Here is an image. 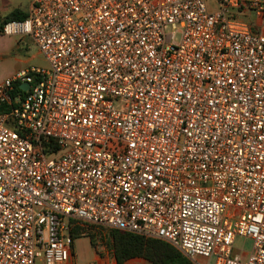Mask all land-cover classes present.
I'll return each instance as SVG.
<instances>
[{"label":"built area","instance_id":"2783aa9c","mask_svg":"<svg viewBox=\"0 0 264 264\" xmlns=\"http://www.w3.org/2000/svg\"><path fill=\"white\" fill-rule=\"evenodd\" d=\"M0 35L48 65L0 82V264H75L72 224L264 264V0H33Z\"/></svg>","mask_w":264,"mask_h":264},{"label":"rangeland","instance_id":"374dc122","mask_svg":"<svg viewBox=\"0 0 264 264\" xmlns=\"http://www.w3.org/2000/svg\"><path fill=\"white\" fill-rule=\"evenodd\" d=\"M32 1L33 0H0V17L5 16L13 10L26 12ZM12 40V38L0 35V80L9 76L11 71L23 67L20 61L25 56H34L29 65L37 68H48L46 61L33 43L27 41L28 45L26 49L18 51ZM78 225L82 227V235L72 238L71 248L74 254V263L89 264L93 262L95 264V259L97 258L100 259L103 264H115L110 250V230L95 225ZM89 236L93 238L94 246L91 244ZM237 244L241 245L242 242L238 241ZM242 248L245 252L249 251L251 248V242H244ZM196 262L198 264H205L206 260L203 258H197Z\"/></svg>","mask_w":264,"mask_h":264},{"label":"trees","instance_id":"16d2710c","mask_svg":"<svg viewBox=\"0 0 264 264\" xmlns=\"http://www.w3.org/2000/svg\"><path fill=\"white\" fill-rule=\"evenodd\" d=\"M26 16L27 12L13 10L0 20V27L8 21L24 20ZM14 89L15 92H20L18 85ZM4 111L6 109L1 107L0 113ZM81 230V226L72 224L70 232L72 238L82 235ZM109 234L111 237L110 250L115 264H123L133 258H141L149 264H193L178 250L164 241L117 230H110ZM89 237L91 244L94 246L93 238Z\"/></svg>","mask_w":264,"mask_h":264},{"label":"crops","instance_id":"0c3cea01","mask_svg":"<svg viewBox=\"0 0 264 264\" xmlns=\"http://www.w3.org/2000/svg\"><path fill=\"white\" fill-rule=\"evenodd\" d=\"M27 12V11H26ZM10 13V12H9ZM9 13H7V14H9ZM6 14V15H7ZM5 15V16H6ZM5 16H2V17H0V20L3 18V17H5ZM2 36V35H1ZM8 38H12L13 40V43H14V45H15V48L18 50V51H21V50H23V49H26V47H27V41H29V42H31V43H33L32 42V40L29 38V37H22V38H18V37H8ZM34 44V43H33ZM35 45V44H34ZM37 48V47H36ZM34 58V56H30V57H28V56H25L21 61H20V63L23 65V67H20L19 69H17V70H13V71H11L10 72V74H9V76H7V77H5V79L6 78H9V77H11V76H13V75H15L16 73H18V72H20V71H22V70H28L29 68H32V67H35V66H32V65H29L30 63H31V61H32V59ZM37 68V67H36ZM4 80V79H3ZM2 80H0V82H1ZM95 261H96V264H103L101 261H100V259H95ZM123 264H149L147 261H145V260H143V259H141V258H133V259H129V260H127L126 262H124Z\"/></svg>","mask_w":264,"mask_h":264},{"label":"water","instance_id":"95a60500","mask_svg":"<svg viewBox=\"0 0 264 264\" xmlns=\"http://www.w3.org/2000/svg\"><path fill=\"white\" fill-rule=\"evenodd\" d=\"M22 88L26 90L28 88V84L22 85Z\"/></svg>","mask_w":264,"mask_h":264}]
</instances>
